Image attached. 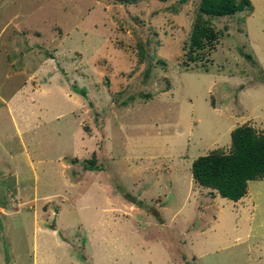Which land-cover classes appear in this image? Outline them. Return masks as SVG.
<instances>
[{"label": "rangeland", "instance_id": "obj_1", "mask_svg": "<svg viewBox=\"0 0 264 264\" xmlns=\"http://www.w3.org/2000/svg\"><path fill=\"white\" fill-rule=\"evenodd\" d=\"M198 2L0 4V16L20 14L4 33L16 27V51L26 50L0 61V89L27 85L12 110L0 101V264H31L45 244L61 259L40 229L54 223L79 244L87 224L97 228L101 264H264V176L233 200L188 174L198 154L227 150L234 126L264 134V0L202 14L216 39L190 54ZM92 151L96 170L82 166ZM153 176L163 177L160 195Z\"/></svg>", "mask_w": 264, "mask_h": 264}, {"label": "trees", "instance_id": "obj_2", "mask_svg": "<svg viewBox=\"0 0 264 264\" xmlns=\"http://www.w3.org/2000/svg\"><path fill=\"white\" fill-rule=\"evenodd\" d=\"M250 6H252L250 0H199L198 13L193 20L188 38L189 53L191 54L195 48L214 45L216 31L202 18V14L227 15ZM245 57L251 58L249 53H245ZM74 90L85 95L83 87H74ZM229 140L230 144L226 151L215 148L192 159L190 174L197 185L208 187L222 197L235 200L245 194L248 180L264 176V134L243 123L229 131ZM92 153L90 158L83 159V168L99 169L94 163V151ZM115 185L126 199L134 200L119 183ZM135 203L146 209L155 210L141 200Z\"/></svg>", "mask_w": 264, "mask_h": 264}, {"label": "crops", "instance_id": "obj_3", "mask_svg": "<svg viewBox=\"0 0 264 264\" xmlns=\"http://www.w3.org/2000/svg\"><path fill=\"white\" fill-rule=\"evenodd\" d=\"M8 1L9 2L12 1L14 3L16 0H0V4L4 5L3 8H5V6L8 4ZM6 10H7V8L4 9V11H6ZM1 16H3V14ZM1 16H0V54H1V60L0 61L3 65H5V67H8L9 63L7 62V57H6L7 53H11L12 56H15V55L19 54V52H21L20 53L21 56H24L26 50H23L20 48L16 51V49L18 48L16 46L17 42H18V40H17V33L18 32L15 31L16 27H14V31H12L10 33H4V31H5L4 28L7 26L10 18L15 19L17 17H20V14L16 10H14L13 15L11 17H7V16L4 17L3 16V18H1ZM37 62L38 63H36V68L41 69L43 64L39 60ZM24 64L25 63L23 62V65ZM49 80H47V81H49ZM23 83H25V82H23ZM46 83L48 84V82H46ZM46 83H41V81H40L39 85L40 86L45 85L48 87V85H46ZM25 86L27 87V85L24 84L22 87L17 88V86L14 85L11 92H10L11 93L10 95H8L6 91L0 89V91L6 93L4 95L0 94V101L3 104H5L6 109L12 110V103H13L12 100H14L15 98L17 100L20 99L21 94L19 92L22 91ZM40 86L38 87L39 90H36L35 93L32 95V97L36 98L40 94ZM29 98L31 99V97H29ZM81 108H82V106H81ZM79 136H80L81 140H83L84 137H86L88 144L90 143L89 142L90 138H89V135L87 132H84L83 130H81V132H79ZM154 172L155 171H152L153 174H154ZM188 174H189V176H191L190 172H188ZM153 177H154L153 178L154 179L153 184H155V185H153V187H158L157 192L160 195V192L164 188V186H162V184H163L162 178L163 177H160V178L156 177V176H153ZM174 181L170 179L168 181V185L173 183ZM96 186L97 187L99 186L98 182H97ZM93 187L95 188V186H93ZM100 187H101V185H100ZM200 188H203V187L201 186ZM97 193L101 194V192H97ZM212 193H213L212 196L214 197L216 192L212 191ZM74 196L70 197V199H74V198L76 199L77 198V195H74ZM90 196L92 197V194ZM94 196H95V193H94ZM100 197H101V195H100ZM238 199H240V197L237 198V200ZM198 203H199V201H198ZM62 204L63 203H61V205ZM70 205L74 206V202H71ZM78 205H80V204L78 203ZM79 207H81V206H79ZM60 210L62 211L61 207H60ZM60 210L58 211V213H60ZM59 216H60V214L57 215V220H59ZM97 224H98L97 227L99 228V230H101V218L99 220H97ZM63 225L64 224H61V223H54V224H51V226H49V227H44V226L40 227V229L44 230V232H50V235L52 236V241L55 243V245L57 247L66 251V253L63 255V257L60 259V258L56 257V255L49 253L50 247H49V245L45 244V247L43 249L44 250L43 253L47 254L48 258L46 259L43 256L44 254L41 252L42 250L40 249L37 252V254H36V252H33L31 264H36V260H38L37 264H85L86 261H87V264L88 263L89 264H96V259H95L96 249H99V251H100V252H98V256H99L98 261H99V264H101V234H99V232H95L97 228L94 229L91 224H90V226L87 224V226L85 228V232H86L85 240L80 242L81 244H79L78 240L75 239V240L71 241V239L73 237H71L69 239L68 238V237H70L69 235H64L58 231L59 230L58 227L60 226V229H61L63 227ZM95 245H97L98 248H96L95 250L92 251V248ZM53 256H55L56 260L53 259ZM78 256H80L82 259L78 258Z\"/></svg>", "mask_w": 264, "mask_h": 264}]
</instances>
